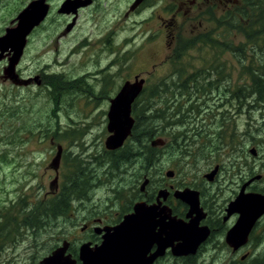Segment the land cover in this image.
Segmentation results:
<instances>
[{
	"label": "rangeland",
	"instance_id": "1",
	"mask_svg": "<svg viewBox=\"0 0 264 264\" xmlns=\"http://www.w3.org/2000/svg\"><path fill=\"white\" fill-rule=\"evenodd\" d=\"M29 1L0 0V26L9 23ZM156 1L160 3L161 0H152V4ZM98 2V7L82 13L78 30L62 46L51 41L52 29L43 32L46 38L43 44L49 43L47 48L52 49L57 44L63 54L70 46L73 49L66 69H71L74 80L82 78L84 83L71 90L69 109L66 96L62 98L61 106L56 105L48 94L38 95L37 89L32 87L16 89L10 81L5 83L0 78V264H39V259L61 243L66 235L75 242L84 241L86 234L80 230L84 220L98 213L114 216L135 199H141L140 187L147 177L150 179L149 191L164 181L175 185L196 184L204 190L210 204L225 206L229 198H235V191H240L246 180L264 174V166H261L264 160V102L254 104L252 93H249L250 71L264 75V49L258 44L264 43V0H250L245 5L246 16L242 23L227 30L213 29L214 24L225 23L221 9L214 16L206 14L204 20H207L202 24L198 20L194 24H181L177 39H193L192 36L209 32L220 34L212 39H229L231 44L194 45L185 49L184 59L172 55L174 45L168 60L169 52L166 53L163 40L150 39V34L156 33L153 29L158 26L157 16L152 10L126 19L122 14L128 7L125 0ZM164 2L165 8L160 10L169 16L174 9L167 7H174L175 0ZM44 38L41 31L30 37L31 46L22 66L35 69L36 62L33 63L31 58L37 55ZM253 43H257L256 47H252ZM131 52H134V57L130 60L128 55ZM43 62L49 61L40 58L36 64ZM179 62L183 64L178 65ZM181 66L190 71L210 70L213 76L210 81L215 82V86L219 79L225 81L214 90L222 93L228 84L234 89L233 94L241 95L247 91L251 105L242 99L232 98L224 105L213 106L214 97L212 100L210 97L214 90H178L175 84L180 82L178 67ZM137 77L139 81L146 78L147 87L163 80L168 85L165 95L169 99L175 97V92L182 91L176 98L178 112L182 116L178 113L175 119L184 118L185 123L182 126L177 122L169 128H161L157 124L155 135L143 138L141 153L133 155L132 161H119L121 150L112 153L105 145L110 134L107 129L109 100L126 80L135 82ZM171 103L170 100L168 105ZM57 106H60L57 115L60 120H55L52 115ZM156 106L164 110L166 121V103ZM67 113L72 116V121H65ZM221 113L223 121L226 115L223 130L228 137L227 140L220 138L225 143L217 145L219 138L215 133L220 126L214 123L221 118ZM181 132L187 138H183ZM52 137L64 147L60 160L62 182L72 174L75 163L86 174L84 181L90 184L85 196L79 195L83 188L73 189L68 216L67 210L49 215L52 198L41 200L49 180L54 178L49 167L56 152V145L50 143ZM157 138H162L164 144L152 146V139ZM256 144L259 145V157L250 152ZM152 147L153 151H150ZM191 152L200 156H189ZM216 164L222 166V171L216 181H207L203 175ZM169 170L176 174L168 177L166 172ZM253 184L263 188L264 180H256ZM2 215L9 217L10 222L6 225H3L6 220ZM33 219L37 225L35 229L25 231L18 227L15 233L16 220L25 221L26 228ZM219 239L224 241V237ZM4 245L7 246L1 249ZM189 260L192 264H264V219L239 252H232L228 247H215L210 242L199 255L181 260L179 264H188Z\"/></svg>",
	"mask_w": 264,
	"mask_h": 264
},
{
	"label": "flooded vegetation",
	"instance_id": "2",
	"mask_svg": "<svg viewBox=\"0 0 264 264\" xmlns=\"http://www.w3.org/2000/svg\"><path fill=\"white\" fill-rule=\"evenodd\" d=\"M35 0H31L27 3V5L20 10L16 16H13L9 23H5L4 25L0 26V37L5 36L9 29L12 28H19L23 27L21 19L19 18L20 13ZM38 9L40 12V6L42 10H46L45 17L36 24L31 31L29 32L27 36L26 43L24 45L22 55L18 57L19 59L14 60V51H12L11 48L4 49L0 48V70L2 73H0V78L3 79L5 83H8L9 81L15 86L16 89H25V88H34L37 89V94L40 95L48 94V98L53 101L56 105L61 106V101L64 96H66V106L68 105V109L71 105V90L72 88V81L74 78L71 75V69H66L68 66L67 61H70L72 58V52L73 49L71 46L68 50H65V54L60 52V48L57 46V44L51 49L47 48L49 43L43 44L45 42L46 38L45 34H43L44 31H47L49 29H52L51 41H56V43H59V46H62L63 42L66 41L69 37L73 36L74 33L78 30L79 21L81 18L82 13L87 12L88 10H93L94 8L98 7L99 2L98 0H39ZM136 0H125V3L128 4V7L122 12L123 17L126 19L133 18L137 14H140V12H144L146 10H152L154 15L157 16V22L158 26L153 29L156 31L154 35L150 34L151 40H157L162 39L165 47L167 48L166 53L169 52V55L167 56L166 60L169 59L171 48L176 45L179 50H183L181 46L183 47L185 44L192 43L193 45L208 43V44H223V45H229L231 44L229 39H177V32L178 28L187 24H194L197 20L199 24H202L204 20L205 15L210 13L212 16H214V13H218L219 9H221L220 12L221 15H227V19L224 20L225 23H216L214 24L213 29H219V28H225L229 29L231 28V23L228 22L230 19L231 13L235 9L243 8L244 10L245 5H248L249 0H175L174 7H167L168 9H174L171 14L168 16L167 13L161 11L160 9L165 8V2L164 0H161L160 3L156 1L152 4V0H142L137 6L133 7ZM46 8V9H45ZM217 11V12H216ZM2 11H0V14ZM37 15V14H36ZM227 21V22H226ZM17 28V29H18ZM149 28V27H147ZM24 29V28H23ZM41 31V34L43 35V41L39 45L37 50V55L35 57H32L31 60L33 63H37L40 61V58H45L49 62H43V64H34L36 65L34 70H31L29 68H25L22 66V61L25 57V55L28 54L29 48L31 46L32 40H30V37L33 36L36 32ZM55 36V40H54ZM30 40V41H29ZM110 41V40H108ZM3 44V43H2ZM79 46V43L77 44ZM169 46V47H168ZM100 48L103 47L100 45ZM180 52V51H179ZM187 53V52H186ZM129 59L131 60L134 57V52H131L128 55ZM177 57H180L181 59H184L185 55H178ZM59 59V60H58ZM180 59V60H181ZM53 61L54 64L51 62ZM129 61V60H128ZM12 62H15L14 65V71L10 70L9 67L11 66ZM183 64V63H182ZM180 65V64H179ZM25 68V69H24ZM180 68V67H179ZM188 69V68H187ZM146 79V78H145ZM128 81V80H126ZM228 82V81H227ZM225 81L219 80L218 85L214 86L212 88H182L180 90H214L218 89L221 84H224ZM214 84H216L214 82ZM146 85V80L144 83V86ZM228 85V84H227ZM226 84L224 86L223 92L221 93L220 90H214L212 92V95L210 97V100L213 99V106L226 104L231 100L234 96L235 99H242L244 100V103L246 101L248 102V93L247 91L242 93L241 95L233 94V90L230 87H228ZM14 88V89H15ZM121 88V87H120ZM243 86H241V89ZM120 90V89H119ZM118 90V91H119ZM116 92V94L118 93ZM115 94V95H116ZM114 95V96H115ZM113 96V97H114ZM112 97H110V100ZM109 100V101H110ZM18 102V100H16ZM241 101V103H242ZM183 102V101H182ZM59 106V107H60ZM59 107H54L52 115L54 116L55 120H60L57 115L60 112ZM212 107V104H211ZM215 114V113H214ZM223 113H221V118L217 119L214 123L215 126H220V129L215 133L216 136L220 137L221 139L224 138L227 140V135L225 130H223L226 127L225 122V114H224V121L222 120ZM72 121V116L68 115L67 113V119L65 121ZM50 143L52 145H56V152L59 146H62L61 144L57 143V141L52 137L50 140ZM259 145H254L250 152L256 156H260V151L258 152ZM252 149H255V152L252 151ZM109 152H118L119 148L117 149H110ZM53 157L56 156V153ZM64 154V147L62 146V154H61V161ZM194 156V158L199 157V153H190L189 156ZM52 157V159H53ZM51 159V161H52ZM263 160V158H262ZM50 164V170L52 171L51 176L54 174V178L48 182V189L43 194V199L41 200L47 201L52 198V201L50 202L51 205H60V213L67 212V216L69 215V212L72 208V195H73V189L74 188H83V192H80V196H85L88 187L90 184L88 183H79L78 177L82 176V170L78 167H74L72 174H70L68 177H65L64 179V185H62L61 180V163L58 169L54 168ZM197 162L196 159L194 161ZM261 166H264V160L261 163ZM218 168L217 173L215 174L214 178L212 180H209L207 175L214 170L215 168ZM222 171V166L220 164H216L213 169L205 173L203 176L207 181H216L218 178V173ZM167 174V172H166ZM175 171L173 170V175L168 177H173L175 175ZM86 177V175H85ZM148 178V177H147ZM93 179V178H91ZM149 179V178H148ZM264 180V174H258L257 176L250 177L248 180H246L240 187L246 183L248 185L246 186V192H257L264 195V187L263 188H257L253 184L254 181ZM150 183H147V185L142 189V185L140 187L141 195L143 197L141 199H135L130 203V205L122 210L116 213L114 216L109 215H100L99 213L97 215H92L89 218H86L83 222V225L81 227V232L85 233L86 236L84 237V241L81 242H75L72 240V237L66 235L64 237L63 241L61 240V243L56 244L50 251L47 252L45 256H43L41 259H39V264H43L42 260L50 255L55 249L62 246L63 243L66 241L68 243V249L66 252V255H71L73 259L76 260L75 264H83L81 258H80V249L83 244H89L91 248H95L98 245H101L104 241V236L107 233V229L110 227L116 226L120 224L126 215L132 213L134 211V206L138 202H145L147 205H153L156 203L160 204L161 210H164L166 212V215L164 212L161 216H157V220L166 219L168 221L169 216L168 212H171V216L175 217L178 220H182L183 223L189 222L191 220V216L189 217L188 214L190 213L191 206L188 202L184 201L183 199L176 196V192L178 190H184L186 188L193 189L194 191H197L198 198H199V205L197 206V212L193 213V216L198 217V224L196 226V230L199 233L198 234V244L194 251L189 252L188 254L182 253L181 246L184 247L185 244V234L183 232L181 233H175L171 234L166 230L167 228L157 224L154 231L152 232V236H150L147 240H145V251L142 252L140 255L139 260L136 259V264H179V262L186 258L192 259V257H195L199 255L210 242L214 244L215 247L221 246L222 248L228 247L232 252H239L241 248L247 244L252 237V233L255 231L257 225L259 222H262L264 219V214L259 217V219L255 222L253 225L249 235L248 239L245 243L239 245L238 247H235L231 245L227 241V235L229 231L232 229V227L236 224L237 220L239 219V213L237 211L233 213L228 212V208L230 203L237 197L238 192L235 191L236 195L235 198H229L227 205H221V204H210L205 197V194L203 193V189L198 187L196 184H173L164 181L160 184V186H156L153 190H148V186ZM96 185V184H94ZM162 189H166V195L160 197L158 199L159 191ZM260 189V190H259ZM203 190V191H202ZM70 200V201H69ZM33 202V200H32ZM50 205V206H51ZM66 207V209H64ZM68 208V209H67ZM199 209V210H198ZM55 209L51 212H48L49 215L55 214ZM57 214V213H56ZM192 215V214H191ZM2 218H4L6 221L3 225H6L8 222H10L8 219V215H2ZM31 221V220H28ZM35 221V220H33ZM230 221L232 224L230 225ZM3 222V220H1ZM25 221L19 222L16 220L15 224V233L16 228L21 227L23 229H26L25 231H28L30 228L35 229L37 225H35V222L28 223L26 228L24 227ZM165 224V223H164ZM2 226V225H0ZM168 227V225H167ZM11 231V233L14 232ZM25 231H22L21 233H25ZM33 233V232H32ZM78 233V232H77ZM170 234V235H169ZM194 233V235H196ZM18 236V235H17ZM16 236V238H17ZM192 236V235H190ZM201 236V237H200ZM189 237V236H187ZM219 237H224V241H221ZM16 244V243H15ZM7 245H4L6 247ZM245 257V255L242 256V259ZM141 262V263H140ZM188 264H192L191 260L187 262Z\"/></svg>",
	"mask_w": 264,
	"mask_h": 264
},
{
	"label": "water",
	"instance_id": "3",
	"mask_svg": "<svg viewBox=\"0 0 264 264\" xmlns=\"http://www.w3.org/2000/svg\"><path fill=\"white\" fill-rule=\"evenodd\" d=\"M141 1L136 0L133 7L137 6ZM39 3V0L33 1L20 13L19 18L23 23V27H20V29L18 27V29H9L5 36L0 37V48H3V50L11 48L14 51V60L19 59L18 57L22 55L27 36L31 29L46 15V10H42L41 6L39 12ZM14 65L15 62H12L9 69L14 71ZM144 83L145 78L139 81L138 77L135 82L126 81L118 93L110 100L107 112V129L110 134L105 141L108 149L120 148L132 134L135 121V118L132 116V104L142 92ZM151 143L152 146L163 145L164 140L157 138L152 140ZM252 151L255 152V149H252ZM61 154L62 146H59L57 154L51 162L52 167L58 169ZM217 171L218 168L216 167L207 175L209 180L214 178ZM167 175L172 176L173 171L169 170ZM148 182L149 179L146 178L142 184V189H144ZM247 185L248 183L242 186L237 197L230 203L228 208L229 213L235 211L239 213V219L227 235V241L235 247L247 241L253 225L264 214V195L257 192H246ZM166 193V189L160 190L158 199L166 195ZM176 196L190 204L191 209L188 216L192 218L189 222L183 223L182 220L172 217L170 211L168 212V221L165 222L166 219L158 221L156 219L157 216H161L164 212V210H161L159 203L147 205L145 202H138L134 206V211L126 215L120 224L107 229L101 245L95 248H91L89 244L81 246L80 258L83 264H136V259L139 260L140 255L145 251V240L152 236V232L157 224L164 228L166 227L168 231L165 232L171 234L183 232L185 234V244L184 247L181 246V249L183 248L181 252L188 254L194 251L199 242L197 230H200H196L199 218L193 216V213L197 212V206L199 205L198 193L193 189L186 188L182 191L178 190ZM164 214L166 215V212ZM194 233L198 234L194 235ZM67 249L68 243L65 241L62 246L46 256L42 260V263L75 264L76 260L70 254L66 255Z\"/></svg>",
	"mask_w": 264,
	"mask_h": 264
},
{
	"label": "trees",
	"instance_id": "4",
	"mask_svg": "<svg viewBox=\"0 0 264 264\" xmlns=\"http://www.w3.org/2000/svg\"><path fill=\"white\" fill-rule=\"evenodd\" d=\"M245 14L246 13L244 12L243 8L235 9L231 13L230 19L228 20V22H230L232 25L231 27L236 26L239 23H242V21L245 19V16H246ZM227 17H228L227 15H222V20L223 21L226 20ZM262 22L264 23V17H262ZM243 27H244V24H243ZM219 35H220L219 33L210 34L209 32H207V33L201 34L200 36H192V38L200 39L201 37H203V38L212 39L214 36L218 37ZM256 44L257 43L255 44L253 43L251 45H254L252 47H256ZM258 44L260 45V48L264 49L263 42H260ZM193 47L195 46L192 43H188V44H185L183 47L181 46V48L183 49L181 51L176 46L175 49H173L171 53L172 55H175V56L185 55L186 54L185 49H191ZM250 53H252V51H250ZM182 63L183 62H179L178 65L179 64L182 65ZM250 72H251V77H250L249 87L251 91L249 93H252L251 97L254 98L253 103L258 104V102L260 101L264 102V81H262V79L264 78V75H262L261 73L255 74L252 71ZM178 75L180 77V82L179 84H175L178 90L182 88L186 89L189 87H194V88L199 89V88H212L215 86L214 82L210 81L211 78L213 77L210 70L196 69V70L190 71L186 67L181 66L180 68L178 67ZM83 83L84 82L82 78L75 79L72 81V88L73 89L79 88L82 86ZM163 87L165 88V90L163 89ZM167 87L168 85L164 83L163 80H161V82L157 83L154 86L152 85L151 87H147L146 85L144 86V89L142 90L140 95L136 98V100L132 104V115L135 118V121H134L133 129H132V134L129 137V139L126 141L127 144L125 143L126 144L124 145L125 147L123 146L121 149H119L121 150L120 152H122V154L118 158L119 161H122V160L132 161V159L134 158L133 155L135 156L142 152V149L140 146L143 143V138L149 139L150 137H153V135H155V133L157 132V128L159 126L161 128L163 127L169 128V127H173L175 124H177V122L182 126L184 125L185 123L184 118H181L179 120L178 118L175 119V117H177L179 113L176 98L178 94L180 95L183 92L177 91L174 93L175 97L172 99H169V97L168 96L166 97L165 95V92L167 93V90H166ZM186 91H190V90H186ZM190 92H196V91H190ZM248 98H249V94H248ZM170 100L172 103L171 105H168ZM163 102L166 103V121L164 119V110L156 106L158 103H163ZM247 105L250 106L251 101L247 102ZM179 115L182 116L181 113H179ZM181 134L183 138H187L184 132H181ZM218 138H219V141L217 142V145L225 143L223 140L220 139V137ZM153 148L154 147H152L150 151H153ZM114 160L117 161V157H115ZM74 165L80 168L75 163ZM86 167H89V166L87 165ZM85 175L86 174L82 172V176L78 177L79 183H87L86 181H84ZM77 189H80V188H77ZM50 207L52 210L55 209V212L57 214L60 213V210L58 209L60 207L59 204L51 205ZM64 209H66V207ZM33 220L31 222H34ZM255 264H258V263L256 262ZM260 264H263V263L260 262Z\"/></svg>",
	"mask_w": 264,
	"mask_h": 264
}]
</instances>
